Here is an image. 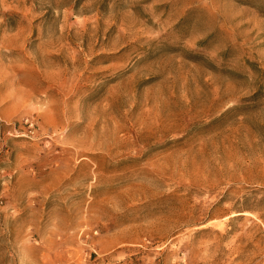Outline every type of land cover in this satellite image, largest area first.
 <instances>
[{
	"label": "rangeland",
	"instance_id": "rangeland-1",
	"mask_svg": "<svg viewBox=\"0 0 264 264\" xmlns=\"http://www.w3.org/2000/svg\"><path fill=\"white\" fill-rule=\"evenodd\" d=\"M0 264H264V0H0Z\"/></svg>",
	"mask_w": 264,
	"mask_h": 264
}]
</instances>
